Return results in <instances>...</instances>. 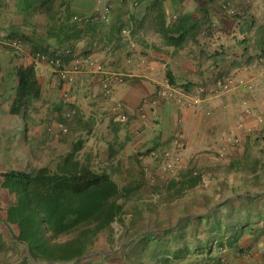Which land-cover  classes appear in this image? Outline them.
Returning <instances> with one entry per match:
<instances>
[{
    "label": "crops",
    "instance_id": "obj_1",
    "mask_svg": "<svg viewBox=\"0 0 264 264\" xmlns=\"http://www.w3.org/2000/svg\"><path fill=\"white\" fill-rule=\"evenodd\" d=\"M50 54L68 55L72 82L42 58ZM21 63H35L42 93L14 115ZM109 73L124 82L106 96ZM230 76L244 83L212 91ZM119 101L126 123L112 110ZM253 133H264V0H0V151L28 169L55 168L80 147L83 161L127 176L143 152L185 165L234 154Z\"/></svg>",
    "mask_w": 264,
    "mask_h": 264
},
{
    "label": "trees",
    "instance_id": "obj_2",
    "mask_svg": "<svg viewBox=\"0 0 264 264\" xmlns=\"http://www.w3.org/2000/svg\"><path fill=\"white\" fill-rule=\"evenodd\" d=\"M60 56L65 62L68 55ZM15 75L11 113L17 115L42 91L35 63H21ZM242 144L241 155L215 153L183 164L167 184L147 181L138 159L141 179L119 185L107 167L79 158L80 147L55 168L0 171V264H231L234 256L248 261L264 242V177L256 166L254 174L240 173L247 166L248 139ZM205 166L213 173L208 187ZM149 184L171 197L164 203L170 213H159L155 202L142 197ZM130 208L139 216L154 215L153 224L140 228L136 215L126 224ZM116 221L124 225L120 240L113 235ZM103 237L108 254L97 251Z\"/></svg>",
    "mask_w": 264,
    "mask_h": 264
},
{
    "label": "rangeland",
    "instance_id": "obj_3",
    "mask_svg": "<svg viewBox=\"0 0 264 264\" xmlns=\"http://www.w3.org/2000/svg\"><path fill=\"white\" fill-rule=\"evenodd\" d=\"M9 47V46H7ZM10 48V47H9ZM248 139V153L246 156H244L243 162L247 165L246 170L243 172H240L242 174H247L251 175L254 174L250 169L254 168L255 166L257 167L256 171L262 178L264 177V133L258 134V133H253L252 135L247 137ZM5 147V144H0L1 147ZM18 146V145H17ZM243 151V147L240 145V147H237V149L234 151L236 155H239ZM6 150L0 151V171L3 170H29L27 166L23 165V161L21 159H11L8 158V155H11L10 152ZM141 161H143L145 169L147 171L146 173V178L148 179L147 181L154 182L155 180L157 181L156 184L159 182L167 184V182L172 179L173 177H179L181 172H183V163L181 161V156L179 159L176 158L175 155L169 152V157L166 159V156L164 157L163 155H150L146 152ZM241 155V154H240ZM238 157V156H237ZM101 161V160H100ZM207 162V161H206ZM205 162L204 165H207ZM258 164L256 165V163ZM168 165H171L169 167ZM94 166L96 167H102L101 162L95 163ZM169 167V168H168ZM206 171L204 172V175L202 177L204 178V181L206 183L205 187H208L207 185L213 181V173L210 171L207 167ZM54 168V166H52ZM251 171V172H250ZM127 176L124 174L121 175V173H115L114 179L118 182L119 185H124V184H134L135 181L138 179H141V171L139 169V165L137 167V172L135 174H129L126 173ZM159 177V178H158ZM160 180H158V179ZM263 180V179H261ZM162 194L160 192H157L156 189H154L153 184H149L148 186L144 187L142 189V197H144L147 200H152L157 204L156 207H158V210L160 211L159 213H170L171 209L169 208L166 211V206L164 203L168 202V200H171V197H167L166 199L163 198L162 196L166 195L165 190H161ZM136 203L134 201L130 202V206L135 205ZM135 212H133V208L131 210L128 209L126 216H124L125 223L130 224L131 219ZM143 216H138L139 221L138 225L140 228H143L145 226L152 225L155 219L154 215H150V213L144 211L142 214ZM174 215L171 216V219L174 220ZM124 229V225L116 221L113 223V235L115 238L120 240L119 236H121L122 232ZM107 238L103 237L102 238V243L99 246V249L97 251L108 254L109 253V245H105L107 243ZM259 248L257 249V254L252 256L248 261L238 258L236 256L233 257V260L231 264H264V242L259 243ZM197 258H194L191 260V262H196ZM115 264H118L115 262Z\"/></svg>",
    "mask_w": 264,
    "mask_h": 264
},
{
    "label": "built area",
    "instance_id": "obj_4",
    "mask_svg": "<svg viewBox=\"0 0 264 264\" xmlns=\"http://www.w3.org/2000/svg\"><path fill=\"white\" fill-rule=\"evenodd\" d=\"M224 10L226 11V13L230 16H241V12L237 11L236 9L232 8V7H227L224 6ZM109 14H110V9L106 8L104 13H103V19L107 20L109 18ZM75 19L77 21H82L83 19L80 17H75ZM87 21H90V19H87ZM8 45L10 47H12L14 50L16 51H23V43L19 40H11L8 42ZM61 56L59 54H50V55H42V58L45 59L48 64L53 68L54 72L58 75V77L66 82H72L73 81V77L70 75V73L64 68V62L63 60L60 58ZM91 65L94 64L93 62H90ZM236 78L233 76L230 77H226L224 79H217L215 81V83L213 84V90L212 91H227L229 90L233 85H235L236 82ZM238 83L243 84L244 82L242 80H237ZM124 82V78L120 75L117 74H113V73H109L108 76L105 79V83H104V94L106 96L111 95L112 91H113V87L117 84H121ZM199 92L203 93L205 91L204 87H200L198 89ZM168 94L167 91H163L160 96L166 97V95ZM161 97H158L156 99H154L152 102L156 103L158 101V99H160ZM65 103L69 102V95L68 93L64 94L63 96ZM113 112L116 113L117 118L120 122L122 123H126L129 120V116L126 112L125 109V105L123 104V102L119 101L116 102L113 105L112 108ZM142 108L139 109L140 112H142ZM68 117H70V115H67ZM59 127L62 129L63 132H68V126L66 123H61L59 125ZM166 159H168L169 157V153L165 154ZM169 167H171V165H168ZM168 167V168H169Z\"/></svg>",
    "mask_w": 264,
    "mask_h": 264
},
{
    "label": "water",
    "instance_id": "obj_5",
    "mask_svg": "<svg viewBox=\"0 0 264 264\" xmlns=\"http://www.w3.org/2000/svg\"><path fill=\"white\" fill-rule=\"evenodd\" d=\"M77 261H78V260H77ZM77 261H75L74 263H76ZM74 263H73V264H74Z\"/></svg>",
    "mask_w": 264,
    "mask_h": 264
}]
</instances>
